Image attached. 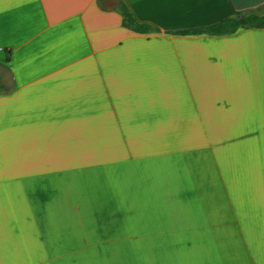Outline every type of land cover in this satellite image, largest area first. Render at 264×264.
I'll list each match as a JSON object with an SVG mask.
<instances>
[{
    "label": "crops",
    "instance_id": "crops-1",
    "mask_svg": "<svg viewBox=\"0 0 264 264\" xmlns=\"http://www.w3.org/2000/svg\"><path fill=\"white\" fill-rule=\"evenodd\" d=\"M122 4L154 31L127 28ZM262 7L0 0V144L26 145L48 177L123 161L135 194L134 215L110 223L125 248L61 244L53 264H264V28L179 33ZM19 214L0 202V264L31 239L9 224Z\"/></svg>",
    "mask_w": 264,
    "mask_h": 264
},
{
    "label": "rangeland",
    "instance_id": "rangeland-1",
    "mask_svg": "<svg viewBox=\"0 0 264 264\" xmlns=\"http://www.w3.org/2000/svg\"><path fill=\"white\" fill-rule=\"evenodd\" d=\"M7 143L0 144V202L19 206V218L9 224L13 223L15 233L31 238L12 242L14 264H53L51 254L73 249L79 242L103 250L125 248L122 242L110 241L123 234L119 225L110 223L116 218L123 223L135 211L128 207L135 194L130 191L123 161L68 160L62 162L68 170L66 177H48L42 172L49 168L47 162L29 160L26 145L13 150ZM87 255L84 264H96Z\"/></svg>",
    "mask_w": 264,
    "mask_h": 264
},
{
    "label": "trees",
    "instance_id": "trees-1",
    "mask_svg": "<svg viewBox=\"0 0 264 264\" xmlns=\"http://www.w3.org/2000/svg\"><path fill=\"white\" fill-rule=\"evenodd\" d=\"M264 8V7H262ZM248 13H239L235 17L227 18L219 23L202 28L186 30L179 32L180 34H210L223 35L235 33L242 28H264V14L263 9ZM121 11L123 14L124 25L137 33H150L154 28L147 24L139 23L130 12V10L122 4Z\"/></svg>",
    "mask_w": 264,
    "mask_h": 264
}]
</instances>
